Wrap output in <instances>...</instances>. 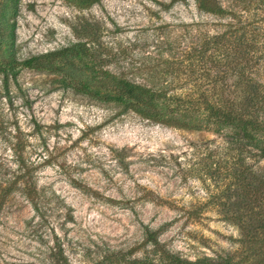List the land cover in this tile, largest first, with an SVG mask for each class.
Segmentation results:
<instances>
[{
  "label": "rangeland",
  "instance_id": "obj_1",
  "mask_svg": "<svg viewBox=\"0 0 264 264\" xmlns=\"http://www.w3.org/2000/svg\"><path fill=\"white\" fill-rule=\"evenodd\" d=\"M75 2L0 0V63L97 36L92 58L72 56L53 64L58 71L17 66L7 88L0 74V264H57L59 250L69 264H111L155 245L192 261L264 264V159L243 155V185L255 186L245 195L236 152L221 136L99 98L113 78L186 91L177 61L167 60L182 57L196 31L228 18L203 13L195 0ZM25 172L36 206L21 183L4 195L3 183Z\"/></svg>",
  "mask_w": 264,
  "mask_h": 264
},
{
  "label": "trees",
  "instance_id": "obj_2",
  "mask_svg": "<svg viewBox=\"0 0 264 264\" xmlns=\"http://www.w3.org/2000/svg\"><path fill=\"white\" fill-rule=\"evenodd\" d=\"M228 1L231 7L226 9L217 0H195L197 8L203 13L227 17L228 22L219 29H199L189 39L182 57H169L167 60L168 64L177 61L172 64V69L183 71L189 89L180 92L154 89L123 78H113L114 88L99 98L123 105L127 110L172 128L209 131L221 136L236 152L233 170L237 172L235 177L241 186L243 175L247 171L243 169L246 157L254 162L264 159V0ZM100 2L101 0H76L74 4L78 8L88 9ZM11 34L13 45L14 25ZM96 41V33H92L87 42L45 55L30 57L24 61L10 57L6 62L0 63L2 86L7 88L9 78L15 77L14 69L17 66L58 71L61 69L53 64L68 61L69 58H74L72 56L92 58ZM76 88L90 94L84 85ZM245 154L247 156H243ZM254 167L250 165V169ZM27 173L7 179L3 183L4 195L13 192L21 183L26 198L36 206V191L32 187V178ZM258 182L261 188L264 187V182ZM254 187L248 185L245 188L243 185L242 190L248 195ZM252 194L254 198H260L259 191L254 190ZM61 253L59 250L56 263L69 264ZM112 258L114 256H106L103 260L109 263ZM111 264L231 263L225 259L209 258L192 261L162 251L155 245L149 255L117 260Z\"/></svg>",
  "mask_w": 264,
  "mask_h": 264
}]
</instances>
